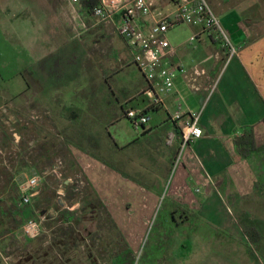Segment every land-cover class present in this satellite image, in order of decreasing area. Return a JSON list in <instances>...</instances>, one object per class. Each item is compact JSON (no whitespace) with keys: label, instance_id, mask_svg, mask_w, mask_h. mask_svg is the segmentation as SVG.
Wrapping results in <instances>:
<instances>
[{"label":"rangeland","instance_id":"rangeland-1","mask_svg":"<svg viewBox=\"0 0 264 264\" xmlns=\"http://www.w3.org/2000/svg\"><path fill=\"white\" fill-rule=\"evenodd\" d=\"M248 1L246 13L257 31L264 30V0ZM159 4L164 13L174 10ZM79 6L70 7V20L85 28L70 41L61 36L64 31L44 0H0V264H264V179L256 177L257 189L240 203L205 173L206 182L183 181L185 154L173 163L163 185L147 186L143 170L136 168L141 161L108 152L104 126L107 109L113 108L107 103L116 102L105 78L118 89L130 81L128 71L141 75L135 66L117 75L133 59L130 49L112 24ZM115 22H121L120 15ZM47 36L55 54L63 55L60 71L51 65L53 55L32 58ZM49 62L59 78L53 91L43 83ZM56 87V95L66 101L75 91L70 101L85 109L78 125L60 117L63 101L43 105V94ZM98 93L101 100L95 98ZM125 94L127 89L119 91L122 99ZM119 130L133 139L141 135L128 120ZM95 141L94 153L123 177L115 181L116 194L109 193L113 201H106L107 188L96 190L66 148L90 154ZM33 176L39 186L32 202L23 205L22 184ZM30 220L41 226L33 239L22 235ZM256 228L263 235L257 243L247 236Z\"/></svg>","mask_w":264,"mask_h":264},{"label":"crops","instance_id":"crops-1","mask_svg":"<svg viewBox=\"0 0 264 264\" xmlns=\"http://www.w3.org/2000/svg\"><path fill=\"white\" fill-rule=\"evenodd\" d=\"M4 1L6 0H2ZM208 1L213 4V9L220 16L226 36L237 48L236 55L230 57L227 49L207 34H203L199 26L182 24L175 27L167 35L172 47L168 51V59L173 65L185 69L188 78L185 73L179 72L174 91L162 95L163 105L151 112L150 120L146 125L135 128L125 116L126 109L128 107L144 109L148 98L145 95L147 82L131 59L117 75L135 66L141 77L128 71L127 77L130 81L124 84V88L128 91L124 99L119 95V91L124 92V88L116 89L105 78L107 91L115 98L116 104L113 102L112 105L111 101L107 103L113 109H107L108 120L104 131L107 134L108 152L115 156L119 153H127L130 160L141 161L143 166L137 165L136 168L143 170L144 177L148 181L145 185H163L178 159L181 145L182 132L179 135V131L174 129L171 118L181 111L186 116L184 120L188 121L191 113L202 112L200 126L203 129V136L194 141L185 152L182 180L203 179L206 182L205 173L208 178L213 177L212 184L214 179L217 180L224 193L241 203L244 202L247 194H252L257 189L255 178L259 176L260 179H264V152H254L249 158H244L239 154L234 143V139L241 136L247 127H253L257 146L264 147V30L257 31L249 14L246 13L249 8L248 0L247 2L234 0L233 4H230L232 0ZM44 2L48 3L52 10L50 13L54 15L52 17L56 26L62 27L64 35L61 36L65 38L67 35L70 41L80 38L85 27L76 19L70 20L69 14L70 7L80 8L79 4L73 3L72 0H44ZM168 5L170 4L167 3L163 8ZM24 22L26 25L31 23L26 20ZM146 22L151 25L153 21ZM14 24L23 25V22L15 21ZM40 25L44 27V24H37ZM37 31L43 33L41 28ZM193 35H197L195 42L190 41ZM122 40L124 46L129 49L125 40ZM42 47L41 50L36 48L39 52L32 58L45 59L51 55L55 56L51 65H57L56 70L59 65L61 66L63 55L55 54L56 46L51 44V36H47V41ZM50 68V62L43 68V83L47 90L53 91V83L59 81V78ZM59 68L57 71H60ZM55 90L54 93L43 94V105L63 101L60 117L74 125L76 123L63 117L62 113L64 109L77 107L83 112L77 120L81 123L85 117V109L79 105L80 103L71 102L75 97V91L70 93L71 98L66 101L64 97L56 95L60 92L57 87ZM99 90L100 95L103 94L102 90ZM100 95L98 93L96 97L95 95L92 97L101 100ZM91 104L94 107L95 100ZM71 116L78 117V114L72 113ZM124 120H128L141 135L133 139L123 130H119ZM177 126L180 127L178 124ZM95 143L96 141L92 145ZM110 146L113 151L109 149ZM93 147L90 154L81 149H71V146L66 148L75 155V164L81 165L86 170L96 190L98 186L107 188L106 201H113L109 193L116 194H114L115 181L121 183L123 177L116 172V169L104 164L101 160L104 159L102 156L99 154L97 155L100 158L94 156L96 150L98 151L99 143ZM259 170H262L260 174H258ZM188 171L191 173L188 174ZM232 188L234 193L230 194Z\"/></svg>","mask_w":264,"mask_h":264},{"label":"built area","instance_id":"built-area-1","mask_svg":"<svg viewBox=\"0 0 264 264\" xmlns=\"http://www.w3.org/2000/svg\"><path fill=\"white\" fill-rule=\"evenodd\" d=\"M82 5V0H72ZM165 2L173 5L174 10L164 13L156 8V4ZM163 8V7H162ZM95 18L112 24L119 36L129 47L135 65L147 82L145 95L148 98L144 109L127 108L126 116L135 128H141L150 120V114L164 103L163 96L175 89V80L179 72L187 71L177 67L168 59V51L172 48L167 38L170 30L187 24L201 28L203 34L210 36L215 42L226 48L229 56L237 53V48L230 42L222 27L220 16L215 12L208 0H99L94 8ZM120 15L121 22L117 24L115 17ZM153 21L148 25L146 21ZM197 40V35L190 38ZM202 112L191 113L188 121L185 115L178 111L172 119L181 128V146L179 157L185 154L189 146L203 136L200 126ZM40 179L36 176L28 178L21 187L22 204L29 205L39 186ZM40 223L30 220L22 228V235L33 239L39 236Z\"/></svg>","mask_w":264,"mask_h":264},{"label":"trees","instance_id":"trees-1","mask_svg":"<svg viewBox=\"0 0 264 264\" xmlns=\"http://www.w3.org/2000/svg\"><path fill=\"white\" fill-rule=\"evenodd\" d=\"M99 5V0H82V11L84 13H86L88 16L92 15L94 16V8ZM95 17V16H94ZM72 113H77L78 117H74L71 116ZM83 112L81 109L77 108V107H71L69 109H64L62 116L63 117H67L69 120H72L74 123H76V125L79 124V121L77 122V120L79 119L80 115H82ZM125 116H126V112H125ZM127 118V116H126ZM171 121L174 125V129L176 131H179L178 134H181V130L180 127L177 126V123L171 118ZM182 142V140H181ZM234 143H235V147L237 149V151L239 152L240 155H242L244 158H249L254 152H264V147H258L257 143H256V137H255V131L253 127H247L243 134L239 137H236L234 139ZM181 146V145H180ZM179 152H180V148H179ZM94 156L100 158L97 154H94ZM102 162L106 165L111 166L108 161H106L105 159H101ZM247 234V233H245ZM247 236L250 238L251 241L257 243V241H259L261 239V236L263 237V235L261 234V232L258 230V228H256L253 232V234H247Z\"/></svg>","mask_w":264,"mask_h":264},{"label":"flooded vegetation","instance_id":"flooded-vegetation-1","mask_svg":"<svg viewBox=\"0 0 264 264\" xmlns=\"http://www.w3.org/2000/svg\"><path fill=\"white\" fill-rule=\"evenodd\" d=\"M174 216V215H173Z\"/></svg>","mask_w":264,"mask_h":264}]
</instances>
